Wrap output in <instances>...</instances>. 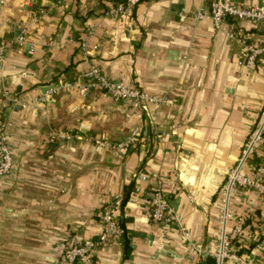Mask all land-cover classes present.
<instances>
[{"label": "crops", "instance_id": "0c3cea01", "mask_svg": "<svg viewBox=\"0 0 264 264\" xmlns=\"http://www.w3.org/2000/svg\"><path fill=\"white\" fill-rule=\"evenodd\" d=\"M125 1L0 0V115L9 120L14 159L0 179V264H69L63 252L98 243L97 215L119 196L116 218L125 237L98 248L95 264H194L190 244L219 241L221 189L264 113V56L249 71L243 47L228 34L256 44L264 36L248 22L228 21L218 31L203 0H141L128 16H108ZM20 28L27 29L24 46L16 42ZM93 67L169 103L141 115L100 88L85 97L77 90L50 93L64 82H85ZM5 92L18 104H7ZM138 127L144 134L129 152L116 156L102 145L126 141ZM64 130L76 137L45 144ZM263 159L264 145L256 163ZM142 174L149 182L137 193ZM158 180L190 240L178 224L165 230L152 222ZM250 205L259 220L249 221L233 249L246 264H264L257 249L264 202L241 191L234 211L240 216Z\"/></svg>", "mask_w": 264, "mask_h": 264}, {"label": "built area", "instance_id": "2783aa9c", "mask_svg": "<svg viewBox=\"0 0 264 264\" xmlns=\"http://www.w3.org/2000/svg\"><path fill=\"white\" fill-rule=\"evenodd\" d=\"M209 7V18L212 20L218 31L228 21L237 23L248 22L251 28L258 34L264 36V6H238L230 0H203ZM141 0H126L125 4L119 6L116 10L108 13V16H128ZM205 14L198 13L197 19H202ZM26 28H20L16 42L19 46H24L26 40ZM228 36L244 49L245 66L249 71H255L258 66L259 59L264 56V37L260 44L251 43L250 36L237 35L234 32ZM29 52H33L34 46L29 44ZM87 43H82V48L86 49ZM5 58V47H0V62ZM85 82L81 84L64 82L58 84L50 93L55 94L60 90H77L80 96L85 97L93 88L104 90L116 102H130L134 108L143 114L152 105L162 106L169 103L168 99L161 96H154L136 86H128L122 82H116L108 79L97 68H91L84 73ZM7 104H18V100L11 99L8 92L4 93ZM160 113L158 112L157 115ZM155 122L151 123L154 126ZM9 120L0 115V179L4 178L12 171L14 167V159L9 145ZM144 134L143 127H138L133 135L126 141L114 145L110 142H103L102 145L108 148L116 156L123 155L130 151L138 142V137ZM76 135L72 130H64L50 134L45 144H55L57 142H65L75 138ZM264 145V113L259 122L254 126L249 135L245 147L239 156L234 167L229 171L227 180L221 189V208L219 213L220 237L215 247H200L190 244V259L194 264H205L208 260H214L215 264H229L234 261L236 264H246V262L235 255L234 243L241 242L245 237V229L249 221L259 220L255 205H250L247 210L240 216H237L235 209V201L241 191L251 192L255 198L264 202V159L258 164L259 151ZM251 170L249 172L248 170ZM248 171V172H247ZM149 182L147 175H139L137 180L136 192L142 191V184ZM154 204L151 212V219L155 225H160L165 230H170L173 225H179L180 230L185 238L191 239V232L180 224V219L173 213L166 197L164 195L163 182L158 180L154 183ZM123 205V198L119 196L111 201L98 215L103 232L98 243L89 242L80 245H70L63 252V260L69 264H95V252L101 246H106L108 240L113 237L121 245L125 237L126 231L120 225L116 218V214ZM259 236L261 242L257 245L259 252L264 251V222H260Z\"/></svg>", "mask_w": 264, "mask_h": 264}, {"label": "water", "instance_id": "95a60500", "mask_svg": "<svg viewBox=\"0 0 264 264\" xmlns=\"http://www.w3.org/2000/svg\"><path fill=\"white\" fill-rule=\"evenodd\" d=\"M208 264H215V262H214V260L210 259V260L208 261Z\"/></svg>", "mask_w": 264, "mask_h": 264}]
</instances>
